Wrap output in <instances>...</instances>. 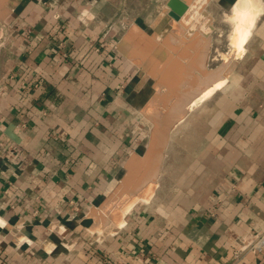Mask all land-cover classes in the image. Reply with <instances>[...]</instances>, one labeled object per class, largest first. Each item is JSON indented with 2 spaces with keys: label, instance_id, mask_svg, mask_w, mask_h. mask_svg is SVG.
I'll use <instances>...</instances> for the list:
<instances>
[{
  "label": "crops",
  "instance_id": "crops-1",
  "mask_svg": "<svg viewBox=\"0 0 264 264\" xmlns=\"http://www.w3.org/2000/svg\"><path fill=\"white\" fill-rule=\"evenodd\" d=\"M14 1L0 65V264H264V251L238 254L264 229V21L246 84L188 120L196 129L180 139L196 144L165 147L153 195L116 228L95 216L146 152L158 80L139 61L160 68L181 51L160 61L152 37L174 30L156 18L169 0ZM134 27L148 40H127Z\"/></svg>",
  "mask_w": 264,
  "mask_h": 264
},
{
  "label": "bare ground",
  "instance_id": "bare-ground-1",
  "mask_svg": "<svg viewBox=\"0 0 264 264\" xmlns=\"http://www.w3.org/2000/svg\"><path fill=\"white\" fill-rule=\"evenodd\" d=\"M4 1L6 0H0V7L3 5L2 3ZM182 1L187 3V11H179V13H185L180 21L174 20V30H172L173 32L169 35L168 39H166L165 45L170 50L177 52L182 48L180 53L184 54H181L180 56L179 53L176 57H171V62L166 69H161L159 67H157L158 69H152V65L143 57L139 61V64H142V66L144 65V67L149 72H152L151 74H153L158 80L157 88H163L164 91L166 90V93H163V95L161 91L158 90L154 97L151 96L153 99L151 101L149 100L150 106L149 109H146L148 114H144L146 116L149 115L148 118L150 117L151 119L156 117L157 122L154 121V124L155 126L157 124L158 127H160V125H163V127L167 126V124L169 125L172 123L169 121H173L176 117V121L183 119V116L186 115L187 110L189 109L187 108L188 105L196 104L197 106L213 96L217 89H219L220 86L222 88L223 84H225L227 71L232 67H227V71H225L226 74L219 73V70L215 72V70L209 71V69L207 71L208 68L205 69L206 59H204V55L203 57H196L195 54L192 55L193 52L191 51L193 48H191L192 45H189L196 40L194 34L200 32L202 35L201 40L208 41L210 34L213 32L214 25H212V17L206 13V5L209 0H192L191 2H188L187 0ZM169 11V6L165 5L159 18H163ZM230 13L224 17L223 22L227 23V21H230L233 26H235V28H233L234 31H231L232 35L230 36V40L234 45L235 51L241 52L242 45H244L243 43H246L247 39L250 38L260 15L263 13V6L259 4V0H236L233 6V13L231 15ZM185 26L189 27L185 28ZM218 36L221 37L222 33H219ZM186 46L189 47L186 48ZM199 46H202V44L198 45L197 48H199ZM235 56L236 55H234V57ZM226 60V63H230L233 58L230 55ZM163 80L167 81L165 82ZM183 93L186 94L183 96ZM187 93L189 95H187ZM179 94H182L180 95L182 96L181 98ZM162 100H164V102ZM158 101L163 102L162 107L160 106L162 103L158 104ZM174 101H178V104L172 110L168 109L167 105ZM161 136L162 135L158 133L156 134L155 143L158 142ZM140 162V160H137L136 163L141 165ZM144 172L146 173V171ZM144 172L138 169V167L136 168L132 166L130 168V174L126 179V182H124L118 190L115 189L111 195L112 198H110L111 201H109V204H112L110 205L111 207L109 206L111 209L107 210V204V207H104L106 211H101L96 214V222H98L99 225L112 222L116 228H121V226L124 225V216L132 206L140 198L149 199L152 196L151 193L153 190L151 189L155 188L158 183L157 178L160 175V167L149 175H145ZM100 227L101 226H99V228Z\"/></svg>",
  "mask_w": 264,
  "mask_h": 264
},
{
  "label": "rangeland",
  "instance_id": "rangeland-1",
  "mask_svg": "<svg viewBox=\"0 0 264 264\" xmlns=\"http://www.w3.org/2000/svg\"><path fill=\"white\" fill-rule=\"evenodd\" d=\"M234 1L235 0H209V2L206 5V13L212 17V22H213L212 25H214V26H213V32L209 36V44H208L209 47H208V49L210 52L207 50L208 53H207V57H206L205 69L208 68L207 71L209 69H210L209 71L215 70V72L219 70V73L223 74V73H225V71H227L226 70L227 67L230 68V66H232L227 71V79L225 80V84H223L222 88L220 86L219 89H217V91L214 93L213 96L206 99L205 101L198 104L197 106H196V104L188 105L187 108H189V109L187 110L186 115L183 116V119H181L179 121L178 120L175 121V124H173L171 126V129L169 130L170 133L168 135L167 145H166L168 152L169 151L173 152V150H171V147L174 148V147H179V145H182V146L186 145V141H188L190 143H194L193 144V146H194L196 144V140H187V139H183V138L180 139V132H181V134H182V132L185 134L187 132H190L191 130L194 131L196 129L193 125H191V122H189L188 120L193 119V118L196 119L199 117L203 118V116L204 117L208 116V114H210V113H208V111L210 110L212 104L217 99H219V98L222 99L225 96L231 94L233 91H238V90L242 89L243 86L247 82V78H246L247 77V69L252 65V63L254 61L253 58L251 57V53L249 52V50L252 47V45L254 44L253 42L258 38L256 33H258V30H259L258 28L263 24V21H264V0H259V4L263 6V13L260 15V18L257 21V24L253 30L252 35L250 36V38L247 39L246 43H243L244 45H242L241 52L235 51L234 45H233L232 41L230 40V38H231L230 36L232 35L231 31H234L233 28H235V26H233V24L230 21L229 22L227 21V23L223 22V19L225 16L229 15L230 12H231L230 15L233 13V6L235 4ZM13 2H15V1L12 0V2H11L12 7L7 6L6 10H0V65H1L2 60H3V58L1 56L5 50V44H4L5 37H6L5 23L7 24V19L5 18V15L9 11H11V8L12 9L14 8ZM1 7H3V5H1ZM154 7H157V4H155ZM209 12H211V13H209ZM2 14H3V16H2ZM160 14H158V16H156V18L157 17L159 18ZM219 33H222L221 37L218 36ZM160 38L161 37H157V36L155 37L157 44L159 43V46L157 49V52H158L157 57L159 58L158 60L162 61L161 57L165 56V53L163 50H166V49L169 50V49L164 47L165 46L164 42H163L164 38H161L162 41L159 42ZM167 53H169V52L167 51ZM230 55L233 58V60L230 63H228V62L226 63V61H227L226 59ZM234 55H236V56L234 57ZM144 61H146V60H144ZM140 65H142V64H140ZM154 69H156V67H154ZM151 75H153V74H151ZM158 79H160V78H158ZM161 80H162V78H161ZM163 81L166 82L167 80H163ZM158 90L161 91L162 95H163V93H166V90L164 91L163 88L162 89L157 88V91ZM185 94L186 93H183V96ZM159 100H160V98H159ZM162 101L164 102V100H162ZM162 101H158V104H161V103L163 104ZM171 103H173V105L170 107L171 104H169V105H167V107H168V109L172 110L178 104V101H174ZM149 106H150L149 104L146 106L145 110L143 111V114L147 113L146 109H149ZM190 107H192V108L194 107V108L192 109ZM148 116L149 115H147V116L144 115V118H143L145 120L143 122L149 130L148 131L149 137L144 142V149H142L143 151L146 150L147 146L149 145L151 133L152 132L156 133V130H155L156 126L154 124V121L157 122V118L155 117L156 119L153 118L154 119L153 120L150 117L148 118ZM158 128H159V131L162 129H164V130L166 129V127H163V125H160V127H158ZM181 130H183V131H181ZM181 142H182V144H181ZM161 163H162V166H161L160 172H162L163 167H164V156L162 158ZM166 163L168 164L169 162H166ZM156 186H157V184H156ZM151 190H153L151 193L153 195L155 188H153ZM111 195L112 194H110L109 198H108V202H107L108 207H107V204L104 205L105 208L107 207V210L111 209V208H109V206L112 205V204H109V201H111L110 198H112ZM104 207L102 209H99V211H101V210L106 211Z\"/></svg>",
  "mask_w": 264,
  "mask_h": 264
},
{
  "label": "water",
  "instance_id": "water-1",
  "mask_svg": "<svg viewBox=\"0 0 264 264\" xmlns=\"http://www.w3.org/2000/svg\"><path fill=\"white\" fill-rule=\"evenodd\" d=\"M7 1L8 0H6V1H4L2 3L3 6H4V4ZM167 5L170 8V11L167 13L168 17L169 18H172L173 20H176V21H180L181 17L185 13L184 12L182 14V13H179V11H183V10L184 11H187V8H188L187 4L184 3L181 0H169V2L167 3ZM1 8H3V7H1ZM7 15H9V12L7 13ZM129 31L130 32H129L128 36H127V40H132L133 37L135 38V37H138V36H140V37L145 38V39L148 40V35L142 29H140L138 27H134V28L130 29ZM152 37L155 38L156 35H153ZM153 38H151V43H149V46H148L150 48H153V46H155V44H156V43H153V41H152ZM194 38L196 40H194V42H191V44L189 46L192 45L191 48H193L192 51L194 52V54L196 55V57H198V56H200V57L202 56L203 57V55H204V59H206L207 53H208L207 50H208V47H209V45H208L209 44V40L208 41H202L201 40L202 37L199 36L198 34H196L194 36ZM165 43L166 42H164V45H165ZM199 43L202 44V46H199V48H197L198 45H200ZM189 46H186V48H188ZM201 48H202V51H201ZM180 49H182V48H180ZM175 52H177V51H175ZM170 62H171V56H169V58L167 59V61L163 65H161L160 68L161 69H166L168 67V64H170ZM170 73H171V71H170ZM168 75H169V73H168ZM156 93H155V95H156ZM180 95H182V94H179V96ZM187 95H189V94L187 93ZM153 97H152V99H153ZM181 97L182 96H180V98ZM162 105H160V106H162ZM172 105H173V103H171L170 107ZM164 106H166V105H164ZM175 121H176V119L175 120L173 119V121H169V122H172V123H170L167 126H164V127H166V129L165 130L162 129L160 131H159V128H158V126L156 124V129H155L156 130V133L155 132H152L151 133L150 142H149V145L147 146V149H146V152H145L144 156H142V157L135 156L129 162V164L127 165V171H128L127 172V176L125 177V179L123 180V182H122L121 185H123V183L126 182V179H127L128 175L130 174V168L132 166H134L136 168L138 167V169H140L142 172L146 171V173L144 172L145 175H149L152 172H154L157 168L161 167V162H162V158H163V155H164L163 154L164 153V149H165V147L167 145V139H168V135L170 133L169 130L171 129V126L175 123ZM157 133L160 134V135H162V136L159 138L158 142L155 143V139H156V134ZM137 160H140L141 161L140 162L141 165L136 163Z\"/></svg>",
  "mask_w": 264,
  "mask_h": 264
},
{
  "label": "built area",
  "instance_id": "built-area-1",
  "mask_svg": "<svg viewBox=\"0 0 264 264\" xmlns=\"http://www.w3.org/2000/svg\"><path fill=\"white\" fill-rule=\"evenodd\" d=\"M246 244L242 246L238 254L247 253H260L264 251V229L261 230L257 235L251 237L249 240L245 241Z\"/></svg>",
  "mask_w": 264,
  "mask_h": 264
}]
</instances>
